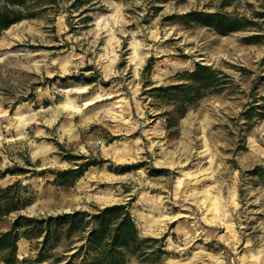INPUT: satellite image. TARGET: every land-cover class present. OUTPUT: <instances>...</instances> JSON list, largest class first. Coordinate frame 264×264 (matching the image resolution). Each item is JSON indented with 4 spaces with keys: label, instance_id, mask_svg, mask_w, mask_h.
<instances>
[{
    "label": "rangeland",
    "instance_id": "rangeland-1",
    "mask_svg": "<svg viewBox=\"0 0 264 264\" xmlns=\"http://www.w3.org/2000/svg\"><path fill=\"white\" fill-rule=\"evenodd\" d=\"M22 10L0 31V185L29 184L21 211L124 203L162 250L125 264H264V37L244 39L264 35V0H24ZM191 10L243 15L245 28L222 34L187 20ZM196 61L230 82L169 124L149 89ZM67 168L80 174L60 183ZM33 252L20 238L19 259Z\"/></svg>",
    "mask_w": 264,
    "mask_h": 264
},
{
    "label": "trees",
    "instance_id": "trees-1",
    "mask_svg": "<svg viewBox=\"0 0 264 264\" xmlns=\"http://www.w3.org/2000/svg\"><path fill=\"white\" fill-rule=\"evenodd\" d=\"M23 5L24 0H0V31L27 14L22 10ZM255 14L264 16V11ZM184 17L222 34L245 28L243 15L235 17L219 11L191 10ZM261 37H264L261 33H252L244 39L259 42ZM174 78L168 84L149 89L164 106L170 107L162 111L169 124L183 116L197 100L208 93L223 91L230 82L224 70L199 61L192 69L177 72ZM260 99L264 102V95H260ZM260 169L261 166H256L249 172L262 178ZM79 174L77 169L67 168L58 170L56 178L65 183ZM32 198L29 184L21 185L20 179L0 185V264L42 261L50 264H125L132 257L154 261L162 252L160 246L152 245L159 239L139 234L124 203L47 214L22 212ZM7 216H11L8 221ZM20 238L29 240L34 249L21 259L17 256Z\"/></svg>",
    "mask_w": 264,
    "mask_h": 264
},
{
    "label": "water",
    "instance_id": "water-1",
    "mask_svg": "<svg viewBox=\"0 0 264 264\" xmlns=\"http://www.w3.org/2000/svg\"><path fill=\"white\" fill-rule=\"evenodd\" d=\"M67 211H71V209L67 210Z\"/></svg>",
    "mask_w": 264,
    "mask_h": 264
}]
</instances>
